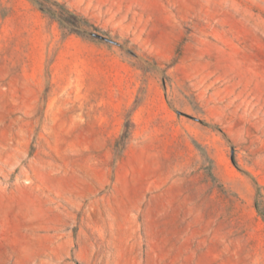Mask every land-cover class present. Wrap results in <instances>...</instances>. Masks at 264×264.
Returning <instances> with one entry per match:
<instances>
[{
	"label": "rangeland",
	"instance_id": "rangeland-1",
	"mask_svg": "<svg viewBox=\"0 0 264 264\" xmlns=\"http://www.w3.org/2000/svg\"><path fill=\"white\" fill-rule=\"evenodd\" d=\"M42 1L0 0V264H264V0Z\"/></svg>",
	"mask_w": 264,
	"mask_h": 264
},
{
	"label": "crops",
	"instance_id": "crops-1",
	"mask_svg": "<svg viewBox=\"0 0 264 264\" xmlns=\"http://www.w3.org/2000/svg\"><path fill=\"white\" fill-rule=\"evenodd\" d=\"M9 142V140H8ZM2 146V148H0V159H2V155L4 153H6L7 151L10 150V146L9 144L6 143V141H4L2 144H0V147ZM8 148V149H7ZM56 181L54 183V185H52L51 187V191H53L54 193H56L57 195H63L64 193L66 194V190H65V184L64 181L61 183L59 176H56ZM20 189L22 192H26V193H31L32 196L35 195L36 192V182H24L20 184ZM15 193H20L19 190H17V192H13L11 189H5L2 188L0 186V233L4 234L7 232V225H6V218L8 217V213L6 212L7 210H9L12 206H13V195ZM18 202V199L15 201Z\"/></svg>",
	"mask_w": 264,
	"mask_h": 264
},
{
	"label": "trees",
	"instance_id": "trees-1",
	"mask_svg": "<svg viewBox=\"0 0 264 264\" xmlns=\"http://www.w3.org/2000/svg\"><path fill=\"white\" fill-rule=\"evenodd\" d=\"M41 11L46 13L51 19L57 21L61 26L68 28L70 33L80 34L78 27L83 20L76 14L68 11L65 7L57 2L43 0L37 4Z\"/></svg>",
	"mask_w": 264,
	"mask_h": 264
}]
</instances>
